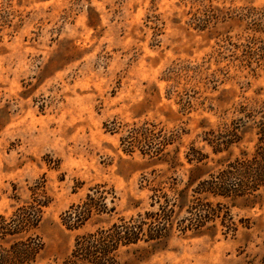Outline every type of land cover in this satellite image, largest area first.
I'll list each match as a JSON object with an SVG mask.
<instances>
[{"label":"rangeland","instance_id":"obj_1","mask_svg":"<svg viewBox=\"0 0 264 264\" xmlns=\"http://www.w3.org/2000/svg\"><path fill=\"white\" fill-rule=\"evenodd\" d=\"M260 124L264 0H0V214L47 200L29 264L180 193L164 235L120 247L118 264H264V190L186 187L196 158L213 173L252 152ZM87 193L107 211L67 227ZM197 195L216 213L195 227Z\"/></svg>","mask_w":264,"mask_h":264},{"label":"trees","instance_id":"obj_2","mask_svg":"<svg viewBox=\"0 0 264 264\" xmlns=\"http://www.w3.org/2000/svg\"><path fill=\"white\" fill-rule=\"evenodd\" d=\"M257 128L253 151L241 152L240 156L213 173L203 170L205 162H201L202 157L196 158L197 164L191 170L193 173L186 187L195 183L194 193L222 197L259 195L258 191L264 190V124ZM220 137L207 139L214 151H220L221 144L227 143ZM205 174L207 177H204ZM180 194L171 202L166 200L165 204H160L156 211H145L143 216L138 214L136 218H120L106 228L77 236L70 254L59 264H118L116 252L120 247L139 240L159 239L164 235L167 225L172 222L169 205L179 207L185 198L183 193ZM202 199L197 195L188 205V212L193 215L190 221H195V227L216 213L208 201ZM46 203L44 193L33 191L30 199L17 205L9 215L0 214V264H29L35 261L42 249L36 229ZM107 209L103 195L87 193L81 203L70 207L64 221L67 227L78 228L92 215L104 213Z\"/></svg>","mask_w":264,"mask_h":264}]
</instances>
